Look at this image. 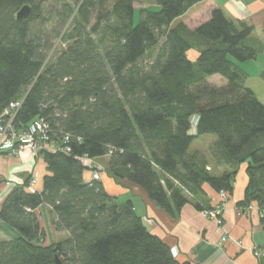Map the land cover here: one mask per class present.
<instances>
[{"label":"trees","instance_id":"1","mask_svg":"<svg viewBox=\"0 0 264 264\" xmlns=\"http://www.w3.org/2000/svg\"><path fill=\"white\" fill-rule=\"evenodd\" d=\"M204 1L151 0L134 25L136 0H0V114L21 100L13 129L41 120L57 148L39 153L41 191L27 190L28 177L1 204L0 264H188L149 233L130 201L86 182L81 158L107 157L104 173L171 216L187 203L211 209L198 202L201 186L230 194L246 164L239 206L256 205L264 225V105L238 67L258 56L247 43L253 28L219 9L194 29L175 22ZM51 3L60 6L47 10ZM38 25L64 45L50 62ZM213 76L225 85L208 83ZM203 136L216 138L209 151L222 175L189 154ZM41 206L66 239L45 243Z\"/></svg>","mask_w":264,"mask_h":264},{"label":"crops","instance_id":"2","mask_svg":"<svg viewBox=\"0 0 264 264\" xmlns=\"http://www.w3.org/2000/svg\"><path fill=\"white\" fill-rule=\"evenodd\" d=\"M215 9L221 10L229 22H243L253 28L247 43L258 50V56L254 61L240 64L238 67L247 76L245 85L264 105V0H206L175 22H182L189 29H194L208 20ZM188 58L194 62L197 52L190 51ZM207 81L217 87L225 85L224 80L217 76L210 77ZM203 137L196 141L205 139L207 148L216 142L213 136ZM204 153L193 151L192 145L189 148L190 155H197L199 159L203 158L207 162L210 173L214 168L213 175H222L226 168L216 167L214 160L210 156L206 157ZM107 160V157L98 158L93 160V163L105 167ZM31 173L37 175L34 191L40 192L42 178L46 175L42 158H34L30 151H25L21 157L0 151V208L9 191L23 184ZM89 174L86 172L83 175L85 181L90 179ZM100 181L109 195L117 197L120 202L124 198L123 202L132 203L135 213L141 218L149 233L166 244L178 261L188 264H264V252L258 258L254 256V250L264 245V225L260 220L257 207L254 204L247 207L239 206L244 200L248 182L246 164H242L237 169L232 193L228 194V200L222 212V230L217 228L214 221L204 218L191 203L185 204L174 216H171L151 201L139 187L125 181L117 182L106 173ZM6 182H10V185L7 186ZM201 192L202 194L197 196L201 205L212 207L219 202L218 193L206 184L201 186ZM36 213L46 234V244L67 238L65 232L55 231L53 224L55 216L50 208L41 206ZM9 231L14 234L10 229ZM224 234L227 236V241L222 243L221 237Z\"/></svg>","mask_w":264,"mask_h":264},{"label":"built area","instance_id":"3","mask_svg":"<svg viewBox=\"0 0 264 264\" xmlns=\"http://www.w3.org/2000/svg\"><path fill=\"white\" fill-rule=\"evenodd\" d=\"M235 1V0H228ZM21 100H14L8 103L7 107L0 114V151L6 152L8 155H14L19 151H25L29 149L34 158H37L39 153L42 150H46L48 152H55L57 148L50 141L47 135V126L43 121L39 120L31 124L24 131H15L13 129V120L17 114V111L20 107ZM67 140V137L64 138ZM68 151V149H64ZM81 162L84 166L90 169V173L92 172L89 181H100L101 176L98 172L99 170L94 169L92 166L93 161L87 158H81ZM37 180V175L31 173L29 175V181L27 185V190L31 193L34 191V186ZM6 185L9 186L10 182H6ZM219 202L212 206L211 209L204 208L200 214L203 217L212 219L218 225V228L222 230L223 221H222V212L225 206V203L228 200V194L224 191L218 193ZM258 212V211H257ZM259 214V212H258ZM260 216V215H259ZM227 236L225 234L221 237V242H226ZM239 244V243H238ZM264 252V245L261 248H257L254 250V256L256 258L261 256V253Z\"/></svg>","mask_w":264,"mask_h":264},{"label":"rangeland","instance_id":"4","mask_svg":"<svg viewBox=\"0 0 264 264\" xmlns=\"http://www.w3.org/2000/svg\"><path fill=\"white\" fill-rule=\"evenodd\" d=\"M151 3V0H136L135 4H134V7H135V11H134V16H133V23L134 25H136L139 21V8H146L149 4ZM60 4L59 3H51L49 4V6H47V10H50V9H53V8H59ZM36 31H38L39 33L43 32V41L44 42L45 40H50V45L52 44V49L49 51L48 53V59H49V62L51 60L54 59L55 56H57V54L64 48V45L61 43V41L59 39H55L49 32H51V28L49 25H47V27L45 29H43V27H41L40 25L38 26H34ZM37 32V33H38ZM42 34V33H41ZM47 36V37H45ZM149 57V56H148ZM145 57L142 62H148L150 60V57ZM218 78H221L219 76H217ZM204 138V137H203ZM200 151H199V150ZM192 150H197L198 152H205V156L206 157H209L210 156V151H209V148H207V145H206V140L205 139H202V140H199V141H195L193 144H192ZM25 151H29V149H26ZM25 151H19L17 153H15L14 155H17V156H20L22 155V153H24ZM40 157L39 155L37 156V158ZM204 157V156H203ZM211 157V156H210ZM207 160V159H206ZM211 160V159H210ZM208 161V160H207ZM214 163H212L213 165ZM92 166L94 167V169H97L99 170L98 172L100 173V176L102 178V176L104 175V166L101 165V164H98V163H93ZM213 167V166H212ZM90 173V172H89ZM215 173V170L213 168V171H212V174ZM92 172L89 174L91 176ZM124 199V198H123ZM123 199H122V202H123ZM205 218V217H204ZM208 219V218H206ZM209 220H212V219H209ZM213 221V220H212ZM215 222V221H214ZM217 228H218V225L216 224ZM219 229V228H218ZM220 230V229H219ZM60 238V237H59Z\"/></svg>","mask_w":264,"mask_h":264},{"label":"water","instance_id":"5","mask_svg":"<svg viewBox=\"0 0 264 264\" xmlns=\"http://www.w3.org/2000/svg\"><path fill=\"white\" fill-rule=\"evenodd\" d=\"M28 10L26 9V8H24L23 10H21L20 12H19V14L17 15V18L18 19H21L22 17H24L27 13H25V12H27ZM54 263L55 264H62V262L59 260V258H57V257H55L54 258Z\"/></svg>","mask_w":264,"mask_h":264}]
</instances>
